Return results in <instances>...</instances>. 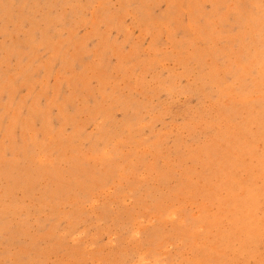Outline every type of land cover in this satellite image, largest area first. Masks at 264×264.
Masks as SVG:
<instances>
[{
    "label": "rangeland",
    "instance_id": "1",
    "mask_svg": "<svg viewBox=\"0 0 264 264\" xmlns=\"http://www.w3.org/2000/svg\"><path fill=\"white\" fill-rule=\"evenodd\" d=\"M0 264H264V0H0Z\"/></svg>",
    "mask_w": 264,
    "mask_h": 264
}]
</instances>
